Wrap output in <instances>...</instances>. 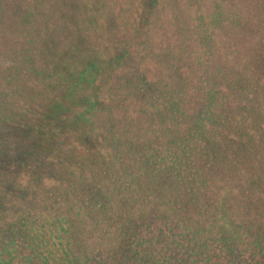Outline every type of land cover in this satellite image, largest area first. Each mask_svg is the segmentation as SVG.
<instances>
[{"label": "trees", "instance_id": "16d2710c", "mask_svg": "<svg viewBox=\"0 0 264 264\" xmlns=\"http://www.w3.org/2000/svg\"><path fill=\"white\" fill-rule=\"evenodd\" d=\"M1 125L0 264H264V0H0Z\"/></svg>", "mask_w": 264, "mask_h": 264}, {"label": "rangeland", "instance_id": "374dc122", "mask_svg": "<svg viewBox=\"0 0 264 264\" xmlns=\"http://www.w3.org/2000/svg\"><path fill=\"white\" fill-rule=\"evenodd\" d=\"M42 106L43 108H45V105ZM11 128L13 131H10V127L8 126H0V131H2V134L0 135V159L4 157L1 154L2 151L8 150V147L12 142L18 141L20 139L22 143H25L26 138L24 137L23 132H21L22 127H17V130L15 127L11 126ZM5 160L6 158L4 159V161ZM28 164V171L21 170L22 173H29V176L38 173L35 166V162L30 161ZM47 171L49 172L50 176H53L55 178V180H60L59 182H63L65 179H67L66 172L63 171V167L61 164H59L58 161L51 166L50 170ZM17 176L18 175L16 171L7 170L3 165H0V180H10L11 178H15ZM22 185L25 187L27 184L24 183ZM52 198L54 206L50 210V213L55 214L58 210H60L63 214L67 215L66 204L62 201L64 198L61 195L55 194L52 195ZM10 199L14 202L13 206L16 210H19L21 212H29L32 216L31 219H34L36 222L41 221L44 224H46V222L51 223L52 220L47 214V212H49V201L47 200V197L45 198V196L42 195L36 197L33 196V193H30L25 189L18 188L17 192H11ZM73 208L76 213H78V216L81 218L82 210L78 206H73ZM9 215L11 216V212Z\"/></svg>", "mask_w": 264, "mask_h": 264}]
</instances>
